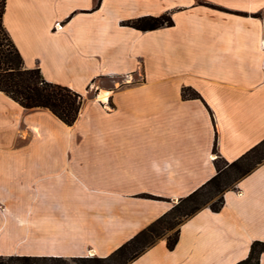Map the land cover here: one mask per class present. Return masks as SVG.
<instances>
[{
    "label": "crops",
    "instance_id": "crops-1",
    "mask_svg": "<svg viewBox=\"0 0 264 264\" xmlns=\"http://www.w3.org/2000/svg\"><path fill=\"white\" fill-rule=\"evenodd\" d=\"M160 16L172 25H125ZM2 25L24 67L82 105L67 126L0 92V257L106 258L217 158L264 140V0H6ZM223 201L186 219L172 250L163 238L129 264L245 260L264 243V162Z\"/></svg>",
    "mask_w": 264,
    "mask_h": 264
},
{
    "label": "trees",
    "instance_id": "trees-1",
    "mask_svg": "<svg viewBox=\"0 0 264 264\" xmlns=\"http://www.w3.org/2000/svg\"><path fill=\"white\" fill-rule=\"evenodd\" d=\"M5 3L6 0H0V92L26 111L46 109L65 125L72 126L78 117L82 97L65 86L46 81L38 69L24 67L22 58L2 25ZM125 25L138 31H151L169 27L172 21L167 16L143 17ZM182 97L199 98L188 88L182 90ZM263 162L264 140L232 163L217 158L214 177L179 200L169 212L106 258L0 257V264H129L163 238L167 248L172 250L178 241L179 227L186 219L203 208L219 212L224 203V193ZM263 252L264 243L254 242L247 258L237 264H258Z\"/></svg>",
    "mask_w": 264,
    "mask_h": 264
},
{
    "label": "built area",
    "instance_id": "built-area-1",
    "mask_svg": "<svg viewBox=\"0 0 264 264\" xmlns=\"http://www.w3.org/2000/svg\"><path fill=\"white\" fill-rule=\"evenodd\" d=\"M59 24H56L55 26H54V29H59V26H58ZM262 71H263V73H264V66H262Z\"/></svg>",
    "mask_w": 264,
    "mask_h": 264
},
{
    "label": "rangeland",
    "instance_id": "rangeland-1",
    "mask_svg": "<svg viewBox=\"0 0 264 264\" xmlns=\"http://www.w3.org/2000/svg\"><path fill=\"white\" fill-rule=\"evenodd\" d=\"M135 82H140V76H139V78L135 79ZM90 96H91V95H90ZM221 165H222V164H221ZM176 204H177V203H176ZM176 204H175V205H176ZM88 258L91 259V258H94V257H88Z\"/></svg>",
    "mask_w": 264,
    "mask_h": 264
}]
</instances>
